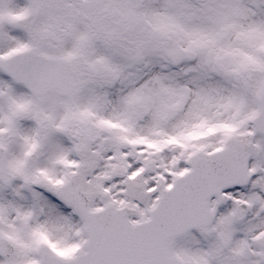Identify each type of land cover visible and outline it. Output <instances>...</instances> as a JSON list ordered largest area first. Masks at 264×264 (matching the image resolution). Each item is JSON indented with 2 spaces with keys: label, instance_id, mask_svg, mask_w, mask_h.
<instances>
[{
  "label": "snow or ice",
  "instance_id": "snow-or-ice-1",
  "mask_svg": "<svg viewBox=\"0 0 264 264\" xmlns=\"http://www.w3.org/2000/svg\"><path fill=\"white\" fill-rule=\"evenodd\" d=\"M0 264H264V0H0Z\"/></svg>",
  "mask_w": 264,
  "mask_h": 264
}]
</instances>
